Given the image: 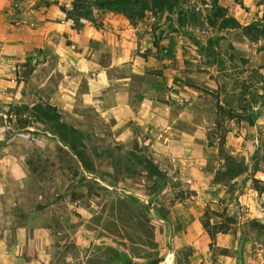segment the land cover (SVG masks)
Wrapping results in <instances>:
<instances>
[{"label":"rangeland","instance_id":"obj_1","mask_svg":"<svg viewBox=\"0 0 264 264\" xmlns=\"http://www.w3.org/2000/svg\"><path fill=\"white\" fill-rule=\"evenodd\" d=\"M54 1L0 0V264H264V38L211 27L212 0L78 28ZM35 103L84 134L91 171L24 125L16 106ZM223 154L244 172L222 176ZM22 226L50 244L17 245Z\"/></svg>","mask_w":264,"mask_h":264},{"label":"trees","instance_id":"obj_2","mask_svg":"<svg viewBox=\"0 0 264 264\" xmlns=\"http://www.w3.org/2000/svg\"><path fill=\"white\" fill-rule=\"evenodd\" d=\"M180 0H71V7L60 6V10L66 18L71 20L73 25L78 28L82 20L94 19L95 10L102 13H114L122 15L130 24H136L142 21L148 14H158L172 9ZM54 2H57L55 0ZM211 27L224 30H240L242 35L250 41H257L264 38V15L260 20H255L247 25H242L232 15L227 13V9L218 4L217 0H212V8L207 19ZM220 112L227 114L230 119L233 117L229 111H224L222 105H218ZM16 114L24 115V125L30 120L44 125L49 132L54 134L59 141L68 147L72 153L82 163L87 171H91L92 164L85 150L84 134L65 122L55 105L50 103H35L32 105L16 106ZM219 113V115H221ZM216 123H219L216 120ZM225 168L220 174L227 179H232L242 172L244 167L242 163L236 161L229 155L223 154ZM149 159H144L141 163L143 168H148L146 164ZM148 172V171H147ZM258 188V187H257ZM262 192V188H258ZM264 228V224L260 225Z\"/></svg>","mask_w":264,"mask_h":264},{"label":"crops","instance_id":"obj_3","mask_svg":"<svg viewBox=\"0 0 264 264\" xmlns=\"http://www.w3.org/2000/svg\"><path fill=\"white\" fill-rule=\"evenodd\" d=\"M17 245H21V247H23L24 249H29V245L31 244H36L39 245L40 248L42 247V245L46 246L48 244H50L51 242V235H50V229L48 228H40L38 230H34L33 232V238L28 237L26 234V229L22 226L20 228H18L17 231ZM44 253V252H43ZM40 255L41 259H44L45 256L44 254ZM5 258V256H0V260H2V258ZM31 261H34V258H30ZM27 264H32L31 262H28Z\"/></svg>","mask_w":264,"mask_h":264}]
</instances>
